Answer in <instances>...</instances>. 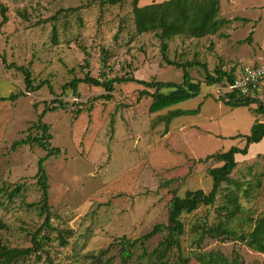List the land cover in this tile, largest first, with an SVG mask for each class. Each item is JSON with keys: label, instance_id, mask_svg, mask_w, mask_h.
I'll list each match as a JSON object with an SVG mask.
<instances>
[{"label": "rangeland", "instance_id": "obj_1", "mask_svg": "<svg viewBox=\"0 0 264 264\" xmlns=\"http://www.w3.org/2000/svg\"><path fill=\"white\" fill-rule=\"evenodd\" d=\"M151 2L140 0L139 5ZM220 16L230 22L219 33L175 36L168 40L167 57L199 60L211 72L219 66L239 72L245 64L264 62V0H221ZM2 56L28 66L38 87L27 91L23 73L8 68ZM190 72L201 83V94L156 113L149 112L151 97L139 99L146 87L137 82L115 83L109 98L104 88L87 83H79L74 93L69 82L87 73L100 79L134 75L182 82L183 70L165 61L154 32L137 34L132 0L116 5L103 0H0V96L20 94L0 102L1 243L32 245V235L45 218L32 203L41 198L36 174L47 150L37 143L14 142L41 134L36 123L42 117L52 134L51 146L61 149L44 163L52 229L46 227L42 234L49 239L41 255L21 264H49L50 259L55 264H93L87 254L107 248L115 238H138L155 224L167 223L175 195L212 188L209 169L222 162L201 159L243 147L245 138L235 136L249 134L255 121L264 122V113L255 110L258 102L226 105L201 66ZM199 104L198 113L180 115L166 129L171 110ZM54 105L58 107L44 112ZM236 160L216 201L183 213L181 250L170 253L169 264H180L179 254L191 264H202L196 253L228 263L264 264V252L245 238L264 215V138ZM17 184L23 190L10 199ZM223 223L233 237L203 233V228ZM58 231L65 233L66 245H61ZM165 233L146 241L147 248H155ZM140 252L135 251L130 264H140ZM107 257L112 259L108 264H122L118 247H110Z\"/></svg>", "mask_w": 264, "mask_h": 264}, {"label": "trees", "instance_id": "obj_2", "mask_svg": "<svg viewBox=\"0 0 264 264\" xmlns=\"http://www.w3.org/2000/svg\"><path fill=\"white\" fill-rule=\"evenodd\" d=\"M106 4L116 5L127 0H103ZM140 0H132L134 13V27L137 34L154 32L161 43V50L165 61L170 65H175L183 70L182 82L162 81L152 79L150 81L139 79L134 75L131 76H116L114 78H96L87 73L84 77H75L69 82V86L74 93H78V84L87 83L99 86L107 91L104 97L109 98L111 92L115 89V83L137 82L144 85L146 88L140 90L139 99L143 96L151 97L152 101L149 106L150 113H156L166 108H170L188 99L197 97L201 94L202 86L200 82L194 80L191 75L190 68L201 66L206 73V81L209 85L218 83H225L232 81L237 75L233 69L226 70L223 67H217L214 72L208 69L206 63L199 60H188L180 62L171 60L167 57L169 49L168 40L175 36H188L191 38H203L210 35H216L220 32L222 27L230 22V19L221 17V0H152L151 3L139 5ZM6 18V17H5ZM248 20L247 17L243 18ZM57 27H53L54 40L57 38ZM252 39V32L248 36ZM2 61L8 68L19 70L24 75V82L27 91H32L38 86L34 83L33 73L26 65H20L15 62H8L5 56H2ZM40 85H43L40 84ZM39 85V86H40ZM150 89H154L151 91ZM20 94L12 92L8 96H0V102L5 100H15ZM223 100L226 105L231 107L248 106L254 102H258L255 109L260 113H264V101H259L251 97L239 96L235 93H230L225 96L217 97ZM61 107H64L62 100H59ZM58 105L52 107L47 106L44 110L56 109ZM201 104L195 109H173L166 116V129L170 121L180 115L196 114L200 110ZM80 109L76 110V115L80 113ZM36 128L41 131V134L31 138L27 137L19 141H15L13 145L19 143H37L39 146L47 150V153L38 160L37 183L41 189V198L38 202L32 203V206L39 207L40 214L45 216L43 224L33 233L30 246H10L0 241V264H21L26 259L33 255L39 256L45 249V242L49 236L42 234V231L47 228L52 229V212L49 203V184L48 176L45 169V161L53 155L61 154L59 147H52L50 139L52 134L48 131L49 125L38 119ZM235 137L245 138V145L232 146L226 151L215 152L207 155L201 161H208L215 159L222 162V165L214 166L209 169V174L213 179L212 188L205 191L202 188L186 191L184 196L175 195L169 206V215L167 223H157L154 227L141 235L138 238L131 239L127 236H120L114 239L107 248H102L98 252H90L87 257L91 259L93 264L111 263L112 259L107 257L110 247H118L122 264H130L133 260L135 251L140 248L141 252L137 255L140 264L147 260V264H169L170 253L177 248L181 250V237L185 233V224L182 220V215L185 212H192L198 209L201 205H211L216 201L217 195L220 191L221 184L225 181L231 180V173L237 166L236 155H245L248 153L250 145L258 143L264 138V122L255 121L251 127L249 134H238ZM23 190L22 184H17L9 193L10 199L19 195ZM5 227L0 223V228ZM230 228L227 223L219 224L210 227L208 230L203 228V233H212L216 236L225 235L233 237L229 234ZM165 233L158 245L149 250L146 246V241L159 233ZM58 239L61 245L68 243L67 237L63 231H58ZM247 243L252 248L264 252V215L257 219L255 227L252 232L248 234ZM198 263L202 264H240L236 259L235 262H227L225 259L220 260L218 257H208L203 253H196ZM180 264H191L190 258L178 255ZM49 264H55L51 259Z\"/></svg>", "mask_w": 264, "mask_h": 264}, {"label": "built area", "instance_id": "obj_3", "mask_svg": "<svg viewBox=\"0 0 264 264\" xmlns=\"http://www.w3.org/2000/svg\"><path fill=\"white\" fill-rule=\"evenodd\" d=\"M218 97L235 93L243 97L264 100V62L245 64L232 81L213 85Z\"/></svg>", "mask_w": 264, "mask_h": 264}, {"label": "crops", "instance_id": "obj_4", "mask_svg": "<svg viewBox=\"0 0 264 264\" xmlns=\"http://www.w3.org/2000/svg\"><path fill=\"white\" fill-rule=\"evenodd\" d=\"M261 62H262V61H260V62H259V61H255V62H253V63H261ZM249 64H250V63H249ZM263 101H264V100H263Z\"/></svg>", "mask_w": 264, "mask_h": 264}]
</instances>
